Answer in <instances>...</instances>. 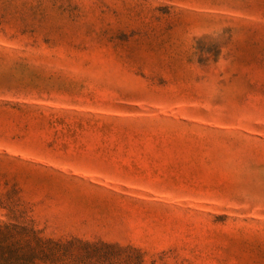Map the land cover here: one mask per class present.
Segmentation results:
<instances>
[{
    "label": "rangeland",
    "instance_id": "obj_1",
    "mask_svg": "<svg viewBox=\"0 0 264 264\" xmlns=\"http://www.w3.org/2000/svg\"><path fill=\"white\" fill-rule=\"evenodd\" d=\"M0 225L55 264H264V0H0Z\"/></svg>",
    "mask_w": 264,
    "mask_h": 264
},
{
    "label": "trees",
    "instance_id": "obj_2",
    "mask_svg": "<svg viewBox=\"0 0 264 264\" xmlns=\"http://www.w3.org/2000/svg\"><path fill=\"white\" fill-rule=\"evenodd\" d=\"M71 247L72 244H55L32 228L0 225V264H55V252L66 257Z\"/></svg>",
    "mask_w": 264,
    "mask_h": 264
},
{
    "label": "clouds",
    "instance_id": "obj_3",
    "mask_svg": "<svg viewBox=\"0 0 264 264\" xmlns=\"http://www.w3.org/2000/svg\"><path fill=\"white\" fill-rule=\"evenodd\" d=\"M214 35H222L223 34V26L222 25H215L212 29ZM194 37H199L193 34V30H188L183 35V40L187 42H191Z\"/></svg>",
    "mask_w": 264,
    "mask_h": 264
}]
</instances>
